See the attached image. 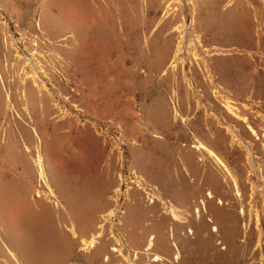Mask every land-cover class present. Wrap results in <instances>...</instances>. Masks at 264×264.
<instances>
[{
  "label": "rangeland",
  "instance_id": "obj_1",
  "mask_svg": "<svg viewBox=\"0 0 264 264\" xmlns=\"http://www.w3.org/2000/svg\"><path fill=\"white\" fill-rule=\"evenodd\" d=\"M98 5L42 0L34 22L1 18L0 71L8 101L0 123V245L21 264L63 263L53 248L63 235L73 241L69 264H103L105 253L97 261L93 250L107 240L110 251L117 238L134 264H152L157 256L163 260L153 264H264V0H161L148 20L100 18ZM137 70L148 77V92H161L168 80L175 90L168 98L181 128L176 123L169 131L161 123L153 131L163 142L160 156L152 154L155 140L132 135L130 109L153 100L143 96L146 85L134 81ZM33 79L49 102L37 90L29 94ZM6 92L0 89L1 110ZM83 102L96 108L92 115ZM43 107L54 114L44 116ZM52 122L64 131L62 147L61 133L48 132ZM76 128L94 135L73 137L77 148L69 152L72 134L66 132ZM174 133L175 140H166ZM102 147L113 162L112 192L100 169ZM145 150L151 153L143 165ZM93 177L103 188H89ZM138 188L159 197L158 209L140 191L147 198L139 199ZM106 193L103 211H88L84 225L72 213L75 228L68 222L65 210L72 212L73 202L91 198L84 201L88 206ZM169 206L179 209L182 223L167 214ZM88 225L89 234L80 236ZM99 233L103 240H94L95 249L80 250L81 239ZM10 255L0 256V264H17Z\"/></svg>",
  "mask_w": 264,
  "mask_h": 264
},
{
  "label": "crops",
  "instance_id": "obj_2",
  "mask_svg": "<svg viewBox=\"0 0 264 264\" xmlns=\"http://www.w3.org/2000/svg\"><path fill=\"white\" fill-rule=\"evenodd\" d=\"M41 1L42 0H0V29L3 31V26H2L3 23L1 22V18L2 19L4 18L3 20H5V21L8 20V22H15V23H21V24H24L25 19H29V18H33V19H30V20H33V22L36 21L37 10L38 9L41 10ZM97 1L100 5L95 7V9L97 8L98 12L101 13L100 18H113V19H121V20H123V19L148 20L150 17L153 16L152 8H154V6L157 5L161 0H146V6L145 7L143 5V2H141V0H97ZM49 9L51 10V7L50 8L48 7V10ZM46 17H48V16H44V22L41 21V22H43V25L45 24V26H46V21H45ZM29 24H31V22H29ZM124 28H125V26H124ZM45 32H47V31H45ZM60 33L63 34L64 32L62 31ZM137 34H140V33L137 32ZM136 45L137 46L140 45V47H137V50H141V51L143 50L142 48H144V47H142L141 40L137 41ZM0 47H1V42H0ZM144 65H145V63H144ZM141 66H142V63H141V65L138 64V67H141ZM137 71H139V72H136V73H138L139 78L134 79V81L139 79L142 82V85L143 84L146 85V86H142V88L145 89V91H143V96L148 97V99L153 98V100L150 103L146 102V103L142 104L141 106L136 108V110H134L133 108L130 109L129 113L132 114V112H133V116L130 117L131 124L133 125L132 135H133V137H136V138L137 137L138 138L139 137H142V138H148L149 137L148 139H151L152 141L155 140V143L151 145L152 149L154 150V151H152V154H155V156H160L158 153L160 151V149L158 147H164L163 142L156 141V136L155 135L153 136L152 133H154L153 132L154 130L156 131V129H159L157 126L161 123L167 124L170 127L169 131L175 130L174 127H175L176 123H178V120L176 121V119L173 117V114L170 110V100L168 98L170 93H171L170 95L172 97L175 95V93L173 92L175 90H170V88L172 86L170 84H168L169 83V80H168L166 82L163 81L161 83V85L164 87V90H162L161 92L153 90V91H155L154 93H157V94H154V93L152 94V93L148 92V91H150L149 90L150 87L148 86V77L143 76L141 74L142 70H137ZM1 72L2 71H0V89H1V93H2L4 91L6 92V88L4 86V81H3L5 74L3 72L1 74ZM132 73L134 74L135 72L132 71ZM154 84L152 86L153 89L155 87ZM161 85H159L158 88ZM7 93L8 92H6V96H5L6 105L4 104L5 107L3 108L2 111L0 108V123H1L2 119L4 118L6 110H7V101H8L7 100ZM87 98H85V99H87ZM88 103L89 102H87V103L83 102V106H84L83 109L88 114L92 115L93 110H96V108L89 109ZM184 103H185V101H184ZM120 111L121 110H119V112ZM111 112H112L111 114H115L114 109H112ZM42 113L44 116H51L54 114L53 112H50L49 108H47V110H46V108H44V107H43ZM180 114H183L182 111L179 112V115ZM139 117L141 118V120H139ZM154 118H155V121H152ZM142 120H143V122L145 121L144 122L146 124L145 126L141 125ZM147 120H151V121H147ZM53 124L54 125H52L50 123V125L47 126V127H49V129H48L49 133L53 134L54 136H58L61 132H64V131L60 130L61 127L59 126V124H57V123H53ZM178 124H179V127L181 128L180 123H178ZM63 126H67V125H63ZM41 127H44V126H41ZM178 131H180V130H178ZM0 132H1V130H0ZM69 133L72 134V137H69V141L66 142V148L69 152H73V151L75 152L76 148H77L76 143H77L78 139L74 140L73 137H80L85 133L88 135H89V133L91 135H94L89 128H83V129H79V128L77 129L76 128V131L66 132V134H69ZM4 135L6 136L5 137L6 140L8 138V141H9V138H10L9 133L2 134V136H4ZM63 135L64 134H62V133L60 135V142H59L60 147H62L65 143V140H67L65 138V136H63ZM174 137L176 138V133L171 134V136H169L168 138L166 136V140H170V141L175 140ZM48 139H50V138L48 137ZM14 141L15 140H13V142ZM29 142L32 143L31 137L29 139ZM14 143H16V142H14ZM166 144L170 145V143L169 144L166 143ZM68 151L66 152V156L68 154ZM149 152L147 150H145V154H142L143 155V161H144L143 165L145 164V162L148 159V156L150 155ZM102 153H103V155H105V157L101 162L100 169L104 175V178L107 177V180L111 181V192H112L114 187H115V184H116V181H115L114 176H113V170H112L113 162L111 161V159L108 160V162H107V155H106V152H105L103 147H102ZM152 157H154V156H152ZM152 157H151V159H152ZM144 176H145L144 178L147 181H149L152 184L154 183L148 179L149 177L147 175H144ZM151 176H152V178H154V175H151ZM97 178L93 177L89 181V188H91V190L94 188V186L99 187V189L103 188V186H104L103 183L100 181L101 183L99 186V184H98L99 180ZM0 179H4V177H1ZM82 179H84V178H82ZM30 182H31V174L25 179L24 183L21 186V189L23 191H25L28 188H30ZM31 188H32V184H31ZM107 195H108V193H106L103 197L100 196L101 197L100 200L98 198L94 202H92L91 205L89 204L88 206L84 205L86 203V202L84 203V201L88 200L91 203V198H85L83 200V203L80 201L73 202L75 206H73L71 204V211L72 212L69 211L70 209L65 210L67 218L69 219L68 222L75 228L74 222H72L73 218L71 216H72V213L75 214V212H77L81 215V217L78 220L79 224L84 225V222L89 219L88 211L99 210L98 212H101L104 210L105 201L107 200ZM77 197L79 198V196H77ZM81 204H82V206H81ZM92 225H93V223H92ZM83 227L85 228V231H87V232H83L82 234H80V236H87V234H89L88 232L91 230V229L89 230V228L92 226L88 225V226H83ZM64 236L65 235H63V238L60 239L62 241V244L58 245V246L53 245V248L55 250H58L57 254H59L58 255L59 258H56V260L62 259V260H64L65 264H69L70 258L73 257V252H74L73 247H72L73 241L70 240V243H69L70 237H68V241H66L64 239ZM44 239L47 240V242H49V243H52V244L55 243V239L52 237H49L48 239L47 238H44ZM70 249H71V251H70ZM67 250H68V252H67ZM66 254H67V256L64 257V255H66ZM68 255H70L71 257H69ZM66 259H67V261H66ZM60 262H56L55 264H60ZM61 264H63V263H61Z\"/></svg>",
  "mask_w": 264,
  "mask_h": 264
},
{
  "label": "bare ground",
  "instance_id": "obj_3",
  "mask_svg": "<svg viewBox=\"0 0 264 264\" xmlns=\"http://www.w3.org/2000/svg\"><path fill=\"white\" fill-rule=\"evenodd\" d=\"M175 59V58H174ZM172 64H174V62L172 63ZM171 64V65H172ZM35 75H37V72H35L34 73ZM33 83H34V85H33V87H34V89L32 88V87H29V89H28V92H29V94H32V95H34L35 96V90H37L38 91V93H41V94H43V95H45L46 96V98L48 99V100H46V102L48 101H50V96L48 95V93H47V91H46V89H44V87L43 86H40V85H38V83L36 82V80L35 79H33ZM31 85V84H30ZM41 91H43V93L41 92ZM37 93V92H36ZM31 98V97H30ZM31 100L34 102V104H35V99L33 98V96H32V98H31ZM36 101H37V99H36ZM28 104H30V103H28ZM0 107H2V106H0ZM2 111V110H1ZM10 155V154H9ZM9 158V157H8ZM1 163V162H0ZM36 165H38V167H39V170L41 171V173H40V176L41 177H43V172H42V165H41V158L38 156L37 157V159H36ZM3 165V164H2ZM6 168V167H5ZM7 169V168H6ZM9 169V168H8ZM225 170V169H224ZM39 171V172H40ZM159 172V171H158ZM228 176V175H227ZM138 184V183H137ZM137 186V185H136ZM154 189V188H153ZM156 189V188H155ZM141 189H139L138 188V192L136 193V195L139 197V199L140 200H142L141 198V195H140V193H139V191H140ZM143 190V189H142ZM141 192V191H140ZM145 192V191H144ZM153 192V191H152ZM55 193V192H54ZM142 193V192H141ZM144 196L146 195L147 197H149L148 199H150V201L152 202V204H153V207L155 208V209H158V203H159V197H157V199L154 197L155 196V194H145V193H142ZM50 196H51V198L52 197H54L55 195L52 193V191L50 190ZM143 196V197H144ZM39 197V196H38ZM112 197H114V196H112ZM147 197H145V199H143L142 201H144V200H146V198ZM109 198V197H108ZM107 200H109V199H107ZM153 200V201H152ZM149 201V202H150ZM112 202L114 203L115 202V199H113L112 200ZM160 203H161V200H160ZM167 208V207H166ZM167 211V214L172 218V220L174 221V222H177V223H182L183 221H184V218L180 215V213H179V209H177L176 207H174V206H169L168 207V210H166ZM118 213V212H117ZM155 215H156V218H161V217H159V214L158 213H156L155 212ZM154 215V216H155ZM161 215H165V213H163L162 212V214ZM109 216H111V217H115V213L113 212H111L110 214H109ZM162 220V219H161ZM137 228V227H136ZM67 229V228H66ZM68 230H71V229H69L68 228ZM73 230V229H72ZM57 232V231H56ZM54 233V232H53ZM59 235V234H58ZM92 237V239L91 240H89V241H87V239H81L80 240V247H81V249L80 250H82L83 252H85V251H88V249L89 248H94L95 247V239H99V240H103L102 239V234L101 233H99V234H97V235H95V236H91ZM112 241L110 242V244H115L111 249H109L110 251H107V246H108V244H109V241H107V240H103V242H101V245H99V244H97V245H99L100 246V248L98 249H95V250H93V252H94V254H95V260H97V261H99L100 260V258H102L103 257V255H104V253H105V255H104V258H103V260H102V263L103 264H115V262L117 261V264H134V260L131 258V257H124V254H123V251H125V249H126V247L123 245V243L121 242V239L120 238H117L116 239V241L115 240H113V239H111ZM14 246V245H13ZM16 246V245H15ZM20 246V245H19ZM24 247V246H23ZM97 247V246H96ZM12 248V247H11ZM16 248V247H15ZM125 248V249H124ZM140 248V246H138V249ZM72 249V248H71ZM71 249H70V251H71ZM129 249V248H128ZM131 249V248H130ZM147 249V248H146ZM132 250V249H131ZM135 250V249H134ZM21 251V250H20ZM25 251H27V250H25ZM137 251V250H136ZM140 251H141V249H140ZM10 253L11 255H10V257L12 258V261H13V259H16L15 261H17L18 263L17 264H21L20 263V260H19V258H17V256L13 253V251H11L6 245H0V256H5L6 257V253ZM22 252V251H21ZM67 252H68V250H67ZM92 252V253H93ZM126 252V251H125ZM139 252V251H138ZM24 253V252H23ZM131 253V252H130ZM134 253V252H133ZM17 254V253H16ZM20 254V253H19ZM18 254V255H19ZM93 254V255H94ZM103 254V255H102ZM9 255V254H8ZM93 255H91L93 258H94V256ZM101 255H102V257H101ZM137 254L135 253V256H136ZM138 255H140V254H138ZM65 256H67V254L66 255H64V257ZM69 257H71L70 255H68ZM128 256H129V253H128ZM68 257V258H69ZM91 257V258H92ZM156 257V256H155ZM7 258V257H6ZM67 258V259H68ZM88 258V257H87ZM91 258H89L90 259V261H91ZM67 259H66V261H67ZM71 259V258H70ZM22 260V259H21ZM87 260V259H86ZM94 260V259H93ZM143 260V259H142ZM147 260V259H146ZM163 260V258L161 257V256H157L156 258H154V259H152L151 260V262H153V263H156V262H161ZM101 262V261H100ZM138 263H140V262H138ZM152 263V264H153ZM9 264H13V263H9ZM61 264V263H60ZM63 264H65L64 262H63ZM72 264H81V263H77V262H74V263H72ZM86 264H97V263H94L93 261H91V262H89V261H87V263ZM136 264V263H135ZM167 264V263H166Z\"/></svg>",
  "mask_w": 264,
  "mask_h": 264
}]
</instances>
